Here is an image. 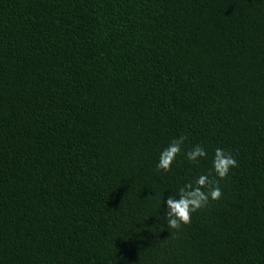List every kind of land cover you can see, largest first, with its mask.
Masks as SVG:
<instances>
[{"label": "trees", "instance_id": "1", "mask_svg": "<svg viewBox=\"0 0 264 264\" xmlns=\"http://www.w3.org/2000/svg\"><path fill=\"white\" fill-rule=\"evenodd\" d=\"M0 264H264V0H0Z\"/></svg>", "mask_w": 264, "mask_h": 264}, {"label": "clouds", "instance_id": "2", "mask_svg": "<svg viewBox=\"0 0 264 264\" xmlns=\"http://www.w3.org/2000/svg\"><path fill=\"white\" fill-rule=\"evenodd\" d=\"M186 140L187 136L181 135L173 139L161 152L156 166L158 172L172 171V165L182 154ZM186 157L193 165H199L202 159L207 158V152L203 147L196 145L187 151ZM236 167H239L236 158L230 152L218 148L215 150L212 171L199 175L195 181L185 183L177 193L168 197L165 217L168 229L174 230L170 232L171 236L177 237L185 225L190 226L194 213L205 209L211 201H219L222 198L220 181L227 179L230 171Z\"/></svg>", "mask_w": 264, "mask_h": 264}]
</instances>
